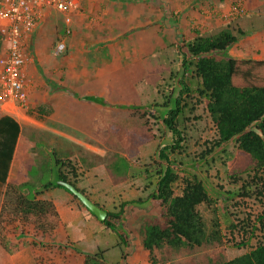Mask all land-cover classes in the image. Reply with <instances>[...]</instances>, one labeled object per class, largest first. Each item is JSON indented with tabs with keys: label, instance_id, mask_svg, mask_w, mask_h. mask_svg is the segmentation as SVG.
<instances>
[{
	"label": "rangeland",
	"instance_id": "374dc122",
	"mask_svg": "<svg viewBox=\"0 0 264 264\" xmlns=\"http://www.w3.org/2000/svg\"><path fill=\"white\" fill-rule=\"evenodd\" d=\"M107 1L113 3L119 0ZM97 4L94 0L92 8L94 10L99 8L97 12L94 10L91 12L87 6L83 5L74 20L73 33L70 36L64 34L65 24L62 16L54 12L49 13L50 18L48 16V19L40 26L44 34L38 39L33 37L28 47L30 93L27 107L19 108V117L30 126L26 141L29 142L28 147H31L29 148L31 151H27V146L20 147L17 159L20 163L17 182L33 192L48 182L56 181L57 178L52 173L59 169V167L55 168L53 157L56 152L75 167L73 170L71 167L64 169L70 180L75 181L79 189L84 190L94 203L107 212L116 214L121 212L123 204L130 202H135V204L128 206L122 214L121 227L118 229L123 237L121 240L72 193L65 188L52 187L40 198L45 196L46 200H55L60 209L63 208L69 213L65 226L58 230L56 236L57 244L67 246L71 254L68 258L58 253H39V256L45 258L46 264H82L85 256L95 255L101 250L104 252V260L107 264H151L142 247V240L144 238V218L153 212L151 195L156 186L149 185L153 181L150 179V174H140L137 171L147 169L154 174L156 169H161L168 164L174 167L180 177L177 193L183 187L182 178L184 177L195 175L208 186L210 194L216 199V204L214 207L202 205L199 211L206 222L208 232L213 230L215 221L219 224L223 243L214 248L207 246L193 253L174 255L164 264H210L214 260L229 261L250 251L263 238L262 232L257 230L255 235L249 238L245 233L231 229L230 225L231 223L238 224L243 219L249 218V222L260 229L259 217L264 218V198L258 199L254 196L229 198L226 193L235 191L242 185L241 181L233 184L230 178V174L234 173L233 168L236 162L227 160L226 155L218 151L214 154L217 162L210 161L211 166L202 161L195 164L185 162L181 164L175 161L173 155L170 156L171 163L160 158L161 148L171 144L172 137L158 108L153 109V107L156 105V100L160 99V95L167 93L165 89L169 91L171 84L177 83L176 80L174 82L171 79V75L181 69L183 53L187 50L184 49L185 44L193 41L198 35L202 36V22L190 21L187 23V30H174L173 37L164 39L166 46L160 48L163 50L157 54L148 57L137 55L142 59L139 61L140 64L134 68L130 66L129 56L132 58L135 55L134 52H130L126 58L128 63L126 68L105 70L104 73L110 75V80L124 76L126 82H135L134 85L139 95V110L141 113L150 110L147 115L150 117L156 135L154 141L143 146L139 155L130 160L134 166L132 172L136 173V176L132 175L130 180L119 183H115L109 176L106 160L118 151L112 140L111 132L108 131V124L111 126L112 120L116 119L123 126H131L137 120V115L131 108L116 106L94 93L96 91L107 93V91L101 83L91 84V81H88L86 85L85 80L81 79L85 70L80 71L76 67L72 69L73 63L81 57L72 50L73 41L77 37L80 40L81 37L86 36L89 25L92 37L98 35V32H95V30L98 31V25L93 20L98 21L99 19L100 21L97 16L102 15L105 7L103 5L97 7ZM82 16L85 17V22L82 24L79 21L80 25L77 26V20ZM98 24L102 25V23ZM248 25L250 26L249 32L253 31L252 27L254 30L261 28L264 31L263 19H257L253 25L252 23ZM234 35L238 36L239 33ZM92 37L90 41L83 39L84 44L89 47L85 50L97 52L90 54V57H98V61L100 59L108 61L110 55L107 53V48L97 49ZM106 39L109 38L106 36ZM59 42L66 43V50L62 55L56 56L54 50ZM94 49L97 50L94 51ZM99 50L102 51L98 52ZM77 55L80 57L75 58ZM92 58L90 60L92 68L87 72L89 79L94 78L92 77L94 71L96 72L99 68L96 66L94 70L95 59ZM78 61L80 62L81 59ZM178 73L180 74V71ZM73 74L75 78H72ZM67 96L68 98H65ZM94 98L99 100L96 101ZM113 98L118 100L120 96L114 94ZM70 103L79 106L92 103L93 111L81 109L85 115L71 112L66 109ZM198 104V110L193 115L198 116L199 119H191L187 122V142L185 144L186 154L195 158H199V155L217 138L216 126L206 111L204 103ZM12 111L14 109L9 106L1 115H10ZM26 127L28 129V126ZM31 130L34 132H30ZM229 152L235 153L233 145ZM25 162L28 166L24 168L22 164ZM12 181L15 182V179ZM226 213L230 214L229 218ZM227 219L230 221L227 222ZM241 242L244 243V247L238 246ZM123 253H125V260L122 258Z\"/></svg>",
	"mask_w": 264,
	"mask_h": 264
},
{
	"label": "trees",
	"instance_id": "16d2710c",
	"mask_svg": "<svg viewBox=\"0 0 264 264\" xmlns=\"http://www.w3.org/2000/svg\"><path fill=\"white\" fill-rule=\"evenodd\" d=\"M244 36L241 31L236 36L231 31L223 30L211 36L198 35L185 44L184 49L187 50L183 53L180 74L177 71L171 75V79L177 83L171 84L170 89L167 87L169 91L164 88L167 93L159 96L161 101L158 97L153 109L158 108L172 137V143L161 148L160 158L171 163L170 156L173 155L175 161L181 164L202 161L211 166L210 161L217 162L214 157L216 151L223 152L227 160L236 162L234 173L230 174L233 184L242 182L237 190L226 193L229 198L254 196L261 199L264 198V60L226 56L227 50ZM134 84V81L121 82L116 90L112 85L109 86L111 98L115 91L120 95L119 100L112 99L111 103L131 108L137 115V120L131 126H123L116 119L111 122L110 132L118 152L106 160V169L115 183L126 182L132 175L136 176L132 172L134 166L130 160L139 155L143 146L156 139L147 115L150 110L140 112L139 95ZM198 103H204L216 126L217 138L199 158H195L186 154L185 144L187 122L199 119L193 115L198 110ZM21 132V125L15 118L0 116V184L5 187L0 206V264L26 247L33 251L36 264L47 262L39 253H58L68 258L71 254L69 248L57 244L56 233L63 228L58 209L53 201L41 199L40 196L52 187L64 188L58 185L57 181L60 180L73 184L84 194L85 191L79 189L64 171L66 167L72 170L75 167L56 152L53 157L55 168L59 169L52 171L56 181L48 182L33 192L22 184L10 181V168ZM232 145L235 153L229 152ZM137 172L150 174L153 181L149 185L156 186L151 195L153 212L144 218L142 240V247L151 264H164L174 255L222 245L219 224L215 221L213 230L208 232L199 211L202 205L214 207L216 204V199L203 180L195 175L184 177L183 187L177 193L180 177L169 164L156 169L154 174L147 169ZM134 204H123L121 212L116 214L108 212V219L103 223L121 240L123 237L118 229L121 227L122 214ZM226 215L229 218L230 214ZM230 227L245 233L249 238L260 230L263 238L239 257L229 261L214 260L210 264H264V218L259 217L260 229L249 222V218L238 224L231 223ZM238 246L244 247V243ZM122 258L125 260V253ZM104 259V252L99 250L95 255L85 256L82 264H107Z\"/></svg>",
	"mask_w": 264,
	"mask_h": 264
},
{
	"label": "crops",
	"instance_id": "0c3cea01",
	"mask_svg": "<svg viewBox=\"0 0 264 264\" xmlns=\"http://www.w3.org/2000/svg\"><path fill=\"white\" fill-rule=\"evenodd\" d=\"M93 1L94 0H83L81 9L84 5L87 6L89 11L93 12ZM95 1L98 3L97 7H101V5L105 7L102 15L97 16L100 18V21L99 19H97L98 21L93 20V22H97L98 31L95 30V32H98V35L92 37L89 25L86 36L81 37L80 40L77 37V39L73 41L71 45L72 50L81 56L77 55L75 57H80L78 60L81 59V63L77 60V62L73 63L74 67H72V69L76 67V69L80 71L85 70L81 79L85 80L86 85L88 81H91V84L101 83V85L106 88L107 93L100 91L94 93L99 94L100 97H103L106 101L108 100V102H111L112 99L116 100L113 98L114 94L120 96L118 92L115 91L111 98L109 86L112 85L116 90L119 84L125 82L126 79L124 76H120L110 80V75L104 73L106 69L120 70L126 68L128 66L126 58L127 55H130V52H134L135 55L132 58L129 56L131 68L138 66L142 57L137 55H146V57H148L157 54L160 50H163L160 48L166 46L164 39L166 37H173L172 32H174V30H187V23H190V21L202 22V36L204 37L214 35L223 30L231 31L233 34L239 33L240 31L243 32L246 36L230 47L226 52V56L234 59L264 60V31L261 28L254 30L253 27L251 29L253 30L252 32L248 30L250 28L248 23H252L253 25L257 19L264 20V0H119L113 3L107 0ZM236 7H241L245 12L242 15H234L233 10ZM99 10V8H96L94 12ZM47 19L48 18L44 19L34 31L31 43L33 37L38 39V37L44 34L40 26ZM79 21L83 24V22H85V17L82 16V18L77 20V23ZM98 23H102V25L100 24V26ZM79 25L78 23L77 26ZM108 26L110 27L108 28ZM105 29L109 30L106 31ZM102 33L104 35H101ZM106 36L109 39H106ZM91 37L97 49L102 48V50H105L107 48V53L110 55L108 61H103L102 59L98 61V57H90V54H96L97 52L85 50L88 46L84 44L83 39L90 41ZM97 49H94V51ZM101 51L99 50L98 52ZM75 58L72 57V59ZM91 58L95 59V63H93L94 70L96 66H99V68L96 72L94 71V75L92 76L94 78L89 79L90 76L87 72L92 68L90 63ZM72 78H75L74 74ZM65 98H68V96ZM9 106L14 109L9 116L15 118L20 123L22 129L19 144L9 173L10 181L15 179L14 183H18L20 163L17 159L20 147L27 146V151H31L29 149L31 147H28L29 142L26 141L28 138L27 131H29L30 126L25 124L26 122L19 117L20 111L18 107L1 104L0 109L3 112ZM66 109H69L71 112L85 115L81 109L93 111V105L92 103H86L85 105L79 106L70 103V105H67ZM101 109L103 108L101 107ZM26 126H28V129ZM107 128L109 131V124ZM30 132L34 131L31 130ZM55 132L62 133L59 131ZM26 163L27 162L23 163L22 167H27L28 165ZM4 191L5 187L0 184V204L4 196ZM41 199H45V196ZM50 200L56 205L63 226H65L67 222L66 217L69 213L63 208L60 209L55 200ZM2 264H36V262L33 251L30 248H23L12 254L9 260Z\"/></svg>",
	"mask_w": 264,
	"mask_h": 264
},
{
	"label": "built area",
	"instance_id": "2783aa9c",
	"mask_svg": "<svg viewBox=\"0 0 264 264\" xmlns=\"http://www.w3.org/2000/svg\"><path fill=\"white\" fill-rule=\"evenodd\" d=\"M83 0H0V101L23 109L29 100L28 47L39 24L54 12L62 16L64 34L73 33V23ZM244 9L236 7L234 15ZM66 50V43L59 42L56 56ZM2 110L0 109V116Z\"/></svg>",
	"mask_w": 264,
	"mask_h": 264
},
{
	"label": "water",
	"instance_id": "95a60500",
	"mask_svg": "<svg viewBox=\"0 0 264 264\" xmlns=\"http://www.w3.org/2000/svg\"><path fill=\"white\" fill-rule=\"evenodd\" d=\"M58 185L64 187L70 193H72L75 197H77L81 203L102 223H105L108 219L109 213L94 203L86 194L82 193L78 190L73 184L60 180L58 181Z\"/></svg>",
	"mask_w": 264,
	"mask_h": 264
}]
</instances>
